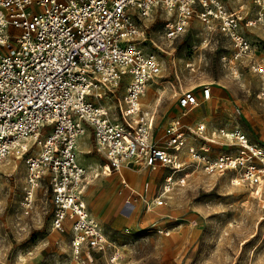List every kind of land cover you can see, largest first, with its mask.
<instances>
[{"label":"built area","instance_id":"obj_1","mask_svg":"<svg viewBox=\"0 0 264 264\" xmlns=\"http://www.w3.org/2000/svg\"><path fill=\"white\" fill-rule=\"evenodd\" d=\"M252 4L255 15L248 17L225 0H0V163L10 154L25 156V208L37 185L49 181L52 229L70 232L76 254L104 243L86 204V169L77 154L78 140L89 130L112 171L139 162L168 169L159 192L144 200L146 209L164 205L176 174L193 169L227 174L232 184L264 199V145L241 129L208 130L198 122L182 130L172 121L158 135L155 111L141 99L163 64L144 50L136 22L160 6L172 17L165 35L173 38L197 19L207 32L228 39L222 60L247 58L254 73L264 74L254 58L264 39L245 31L264 27V0ZM200 87L208 99L210 85ZM257 98L264 99V84ZM176 101L181 118L198 104L195 89L182 91ZM217 138L229 149L217 151Z\"/></svg>","mask_w":264,"mask_h":264},{"label":"rangeland","instance_id":"obj_2","mask_svg":"<svg viewBox=\"0 0 264 264\" xmlns=\"http://www.w3.org/2000/svg\"><path fill=\"white\" fill-rule=\"evenodd\" d=\"M225 2L248 17L255 15L252 0ZM171 20L159 6L136 21L143 30L144 50L159 55L163 64L161 76L145 90L150 101L142 102L155 111V126L161 127L158 135L172 121L182 130L193 129L202 108L206 117L201 120L208 130L237 127L264 145V99L257 98L264 74L254 73L247 58L222 60L230 51L228 39L217 31L207 32L197 19L167 38ZM245 31L264 39L262 26ZM262 57L264 46L254 54L260 67H264ZM204 84L219 88L224 99L214 92L209 100L199 98L198 109L180 118L177 95L188 89L200 91ZM122 92V85L115 90L119 97ZM215 142L217 151L229 149L226 140ZM77 154L86 169V204L102 229L103 245L84 248L78 255L70 232L52 229L48 180L37 185L31 205L25 208L21 203L25 156L13 160L10 154L0 163V264H264V197L255 198L246 187L232 184L229 175L200 169L187 176L179 172L165 204L147 211L141 196L154 197L168 169L160 167L152 173L142 162L128 164L132 169L121 168L125 183L119 171L103 168L106 159L90 130L80 136Z\"/></svg>","mask_w":264,"mask_h":264},{"label":"crops","instance_id":"obj_3","mask_svg":"<svg viewBox=\"0 0 264 264\" xmlns=\"http://www.w3.org/2000/svg\"><path fill=\"white\" fill-rule=\"evenodd\" d=\"M211 87V86H210ZM213 92L215 93V95L218 97V98H221V99H224V94L222 93V91L219 89V88H213L212 89V87H211V93H210V96H209V98H208V100L210 99V98H212L213 97ZM196 94H197V98L199 99V98H201V100H200V102L201 101H203L204 99L202 98V94H201V90L199 91H196ZM200 107H201V104H200ZM194 109H198L197 108V106L194 108ZM193 110V109H192ZM199 113L197 114V117H198V119L199 120H197V123L198 122H202V120L201 119H204L206 116H202V113H203V110H202V108H199ZM208 124V123H207ZM232 128V127H231ZM156 166H158V165H156ZM126 167H128V165H124L122 168H124L125 170H126ZM159 167V166H158ZM158 167H152L151 169H152V173H153V171H155L156 169H158ZM116 172H118V171H116ZM85 198H86V194H85ZM141 198H142V202H143V204L145 205V203H144V200H147L148 202L149 201H151L152 199H153V195H152V197L151 198H149V199H146V198H143L142 196H141ZM152 208H157V206H154L153 204H150V207L148 208V209H146L147 211H151L152 210Z\"/></svg>","mask_w":264,"mask_h":264},{"label":"bare ground","instance_id":"obj_4","mask_svg":"<svg viewBox=\"0 0 264 264\" xmlns=\"http://www.w3.org/2000/svg\"><path fill=\"white\" fill-rule=\"evenodd\" d=\"M141 101L143 102V103H145V104H147L149 101H150V94H147L146 93V91L144 92V95H143V99H141ZM79 141V140H78ZM77 145H78V143H77ZM14 157L15 158H12L13 160H15L16 158H18L19 156H17V155H14ZM105 166L103 167V168H105V170L107 171V172H109L111 169H110V167L107 165V163H105L104 164ZM122 168V167H121ZM121 168H120V170H119V175L122 177V180L126 183V181H125V179L123 178V171L121 170ZM128 168V167H127ZM128 169H132V168H128ZM112 171V170H111ZM95 177V176H94ZM127 185V184H126Z\"/></svg>","mask_w":264,"mask_h":264}]
</instances>
